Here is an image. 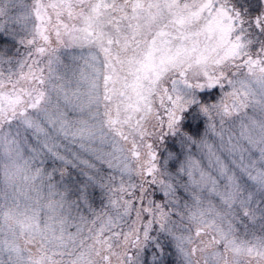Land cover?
<instances>
[{"label": "snow or ice", "instance_id": "snow-or-ice-1", "mask_svg": "<svg viewBox=\"0 0 264 264\" xmlns=\"http://www.w3.org/2000/svg\"><path fill=\"white\" fill-rule=\"evenodd\" d=\"M0 264H264V0H0Z\"/></svg>", "mask_w": 264, "mask_h": 264}, {"label": "trees", "instance_id": "trees-1", "mask_svg": "<svg viewBox=\"0 0 264 264\" xmlns=\"http://www.w3.org/2000/svg\"><path fill=\"white\" fill-rule=\"evenodd\" d=\"M0 44H2V40H0Z\"/></svg>", "mask_w": 264, "mask_h": 264}, {"label": "rangeland", "instance_id": "rangeland-1", "mask_svg": "<svg viewBox=\"0 0 264 264\" xmlns=\"http://www.w3.org/2000/svg\"><path fill=\"white\" fill-rule=\"evenodd\" d=\"M28 2H30V0H28Z\"/></svg>", "mask_w": 264, "mask_h": 264}]
</instances>
